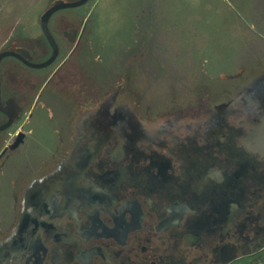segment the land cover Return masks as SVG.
Instances as JSON below:
<instances>
[{"label": "flooded vegetation", "instance_id": "flooded-vegetation-1", "mask_svg": "<svg viewBox=\"0 0 264 264\" xmlns=\"http://www.w3.org/2000/svg\"><path fill=\"white\" fill-rule=\"evenodd\" d=\"M53 16L52 64L25 62L52 56L44 31L1 63L0 264H264V60L221 70L197 105L156 118L123 85L96 98L85 79L81 99L78 76L60 77L73 98L56 123L43 87L32 96L16 72L52 80L64 44L82 46L76 28L58 39Z\"/></svg>", "mask_w": 264, "mask_h": 264}, {"label": "rangeland", "instance_id": "rangeland-1", "mask_svg": "<svg viewBox=\"0 0 264 264\" xmlns=\"http://www.w3.org/2000/svg\"><path fill=\"white\" fill-rule=\"evenodd\" d=\"M55 1L0 0V52L42 37L41 16ZM53 17L51 25L62 37L58 39L63 42L64 31L76 28L84 36L82 46L71 50L64 44L61 60L68 55L67 64L52 80L43 81L54 70L16 72L21 84L35 91L32 96L43 87L56 123L68 117L66 97L87 96L90 85L85 86V79L98 91L96 98L99 89L114 91L123 85L122 97L145 118H156L197 105L206 85L218 83L221 70L264 60V42L253 31L264 33V0H89ZM72 76H78L81 91L72 94V87L64 86L70 90L64 97L58 91L59 78L65 84ZM41 112L39 108L36 114ZM41 127L39 141L48 136V129Z\"/></svg>", "mask_w": 264, "mask_h": 264}, {"label": "water", "instance_id": "water-1", "mask_svg": "<svg viewBox=\"0 0 264 264\" xmlns=\"http://www.w3.org/2000/svg\"><path fill=\"white\" fill-rule=\"evenodd\" d=\"M89 0H74V1H67V0H56L41 16V26L44 31V34L48 36L49 41L54 47V51L50 59L43 63H32L29 61H25L28 65L35 67V68H43L47 67L50 64H52L55 59L58 56V46L53 38L52 32L50 31L49 23L51 17L58 11L64 10V9H70V8H78L81 7L82 5L88 3ZM14 56L20 59H24L23 54L21 52H16L13 50H4L0 52V100H1V63L4 58ZM77 159V158H76Z\"/></svg>", "mask_w": 264, "mask_h": 264}]
</instances>
